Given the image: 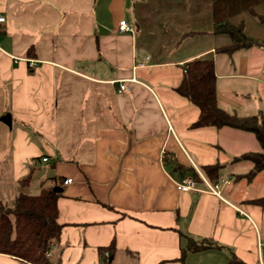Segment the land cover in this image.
<instances>
[{
    "label": "crops",
    "instance_id": "0c3cea01",
    "mask_svg": "<svg viewBox=\"0 0 264 264\" xmlns=\"http://www.w3.org/2000/svg\"><path fill=\"white\" fill-rule=\"evenodd\" d=\"M219 1L0 0V200L60 188L47 264H264V170L247 179L239 159L255 135L195 125L176 90L186 62L211 58L218 106L264 114V9ZM223 22L256 44L223 51ZM200 175L229 183L218 196ZM182 178L197 189L177 190Z\"/></svg>",
    "mask_w": 264,
    "mask_h": 264
},
{
    "label": "trees",
    "instance_id": "16d2710c",
    "mask_svg": "<svg viewBox=\"0 0 264 264\" xmlns=\"http://www.w3.org/2000/svg\"><path fill=\"white\" fill-rule=\"evenodd\" d=\"M216 31L228 33L232 42L222 48L233 52L241 47H249L256 42L247 38L241 25L223 22L215 25ZM179 94L186 97L199 109L195 125L232 127L252 132L260 146L259 151L247 152L239 159L252 162L246 174L247 179L264 170V114L258 113L241 117L220 108L216 101L214 62L211 58H197L184 64V75L177 86ZM219 164L204 166L209 178L215 179ZM31 172L19 180L21 187L29 185ZM58 192L52 188H42L37 194L19 192L10 201L0 200V253L15 256L31 264H47L46 253L50 245L59 237L60 224L57 222L56 198ZM264 204V196L254 199ZM203 244L190 242L187 249H200ZM232 262L230 261V264Z\"/></svg>",
    "mask_w": 264,
    "mask_h": 264
},
{
    "label": "built area",
    "instance_id": "2783aa9c",
    "mask_svg": "<svg viewBox=\"0 0 264 264\" xmlns=\"http://www.w3.org/2000/svg\"><path fill=\"white\" fill-rule=\"evenodd\" d=\"M4 16H1L0 15V22H3L4 21ZM129 29V27L127 26L126 22L124 20H120L119 21V30L121 31H127ZM28 66L31 67L34 65V60H28ZM120 89H124V85H120ZM43 160H46V158L44 157ZM200 179L202 181V183L204 184V186L206 187L205 189L208 190L209 192L215 194V195H218L220 194V190H221V187L224 185V184H227L229 183L228 180L226 179H217L215 181H207L204 177H202L200 175ZM71 182V179L70 178H67L66 180H64V184L66 183H70ZM175 187L177 190L179 191H189V190H193V189H197V186H196V182L193 178H182L180 180H176L175 181ZM264 245V243L262 244Z\"/></svg>",
    "mask_w": 264,
    "mask_h": 264
},
{
    "label": "rangeland",
    "instance_id": "374dc122",
    "mask_svg": "<svg viewBox=\"0 0 264 264\" xmlns=\"http://www.w3.org/2000/svg\"><path fill=\"white\" fill-rule=\"evenodd\" d=\"M220 2H221V0L218 3H220ZM242 2H243L242 5L246 6L245 11H246V9H248L247 11H249V9H251V8H254L257 10L264 9V0H244ZM242 5H239V6H241L240 9H243ZM224 11H225V15L226 14L228 15L229 12L230 13L233 12V8H231V10H229L228 6H226V9ZM257 184H259L258 188L263 189L264 188V178L262 180L257 181ZM262 195H264V194H262Z\"/></svg>",
    "mask_w": 264,
    "mask_h": 264
},
{
    "label": "water",
    "instance_id": "95a60500",
    "mask_svg": "<svg viewBox=\"0 0 264 264\" xmlns=\"http://www.w3.org/2000/svg\"><path fill=\"white\" fill-rule=\"evenodd\" d=\"M1 121L4 122L5 124L7 125H10V115L9 114H6L4 115L2 118H1ZM60 188H54L53 190L56 192V191H59Z\"/></svg>",
    "mask_w": 264,
    "mask_h": 264
}]
</instances>
